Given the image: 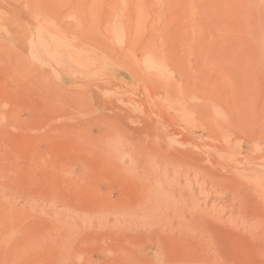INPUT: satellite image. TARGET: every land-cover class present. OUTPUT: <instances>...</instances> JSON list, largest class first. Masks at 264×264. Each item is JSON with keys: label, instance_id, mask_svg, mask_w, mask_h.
Here are the masks:
<instances>
[{"label": "rangeland", "instance_id": "rangeland-1", "mask_svg": "<svg viewBox=\"0 0 264 264\" xmlns=\"http://www.w3.org/2000/svg\"><path fill=\"white\" fill-rule=\"evenodd\" d=\"M0 264H264V0H0Z\"/></svg>", "mask_w": 264, "mask_h": 264}]
</instances>
